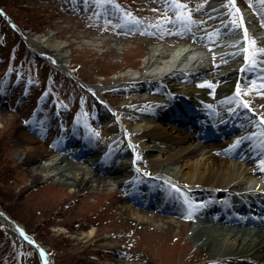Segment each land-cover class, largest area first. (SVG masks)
<instances>
[{
    "label": "rangeland",
    "instance_id": "obj_1",
    "mask_svg": "<svg viewBox=\"0 0 264 264\" xmlns=\"http://www.w3.org/2000/svg\"><path fill=\"white\" fill-rule=\"evenodd\" d=\"M5 1L0 6L10 11L11 1ZM21 1L22 6L17 5L19 11L28 4L38 7V20L32 19V23L39 31L24 28L27 35L65 42L64 67L68 65L77 79L65 71V76L57 75L63 66L51 49H46L44 56L38 54L31 62L25 59L18 69L21 74L9 71V65L3 60L10 58L15 50V60L20 62L15 43L18 38L2 22L0 208L40 240L49 252L50 264H112L117 262L116 258L131 264H214L210 260L212 255L192 242L190 224H181L177 218L173 221L175 217L166 211H180L177 206L182 203L176 195L181 196L184 190L180 185L170 183L173 190L179 186L174 192L162 187L158 192H151L137 184L131 186L136 178L133 173L124 186L114 190L107 185L76 190L69 183L34 179L29 174V165L33 161L45 163L46 159L24 156L18 133L21 129L29 131L55 154L57 150L51 145L52 135L64 136L62 130L66 134L71 131L76 137L80 135L83 142L71 143V147L89 146L102 158L100 165L113 167L121 149L128 142L137 144L138 140L133 138L140 137L141 130L134 128L131 118L143 113L148 117L151 115L148 92L139 88L148 77L150 62H146L151 57L150 46L164 45L160 58H168L184 42L207 50V44L219 38L222 29L235 37L236 29L232 25L239 23L241 26L242 20L231 13L229 0H107L104 5L101 0ZM238 1L247 8L243 12L247 22L243 23L249 31L248 40H256L257 36L264 40V31L259 33L257 30L264 27V4L259 0ZM211 3L215 7L205 15L204 9ZM174 4L183 5L175 14L171 13ZM24 7L22 11L25 13ZM19 14L23 15L21 11ZM217 18L225 20L224 28L217 29L221 25ZM233 21L236 23L232 24ZM198 38L203 43L196 41ZM18 45L21 49L19 41ZM248 48L249 54L257 52V49L264 48V41L254 47L248 45ZM206 57L204 62L212 64L213 54ZM216 57L215 60L221 59ZM52 58H56L57 63ZM224 60L228 62L230 59ZM249 60L250 63L244 61L239 93L251 103L264 99L257 94L264 89V70L259 63L253 64L251 56ZM191 77L196 79L194 83L187 80V73H179L176 81L188 86L202 84V81L207 83L210 78ZM56 81L63 86L60 92L52 86ZM99 110L108 112L111 118H106V114H100ZM33 113L35 118L39 117L40 123L35 121ZM170 119L164 121L173 123L174 120V124L186 129L181 124L182 119ZM135 146V155L139 157L136 161H143L144 169L153 170L158 166L157 162L151 161L146 150ZM60 151L64 149L60 148ZM192 157L197 159L199 155ZM70 158L74 164L92 166L90 155ZM122 197L130 200L124 203ZM137 207L144 210L156 208L157 215L137 211ZM128 211L138 213L141 221L138 222L134 215L129 218L131 213ZM152 220L161 223L157 225ZM168 224L172 226L168 227ZM90 228L95 230L92 236L86 232ZM20 235L0 217V264H40L37 250L22 244L24 241ZM235 262L241 264L239 260ZM220 264H227L226 260Z\"/></svg>",
    "mask_w": 264,
    "mask_h": 264
},
{
    "label": "bare ground",
    "instance_id": "obj_2",
    "mask_svg": "<svg viewBox=\"0 0 264 264\" xmlns=\"http://www.w3.org/2000/svg\"><path fill=\"white\" fill-rule=\"evenodd\" d=\"M234 4L231 13H237L239 18H242L241 26L236 27L235 37L228 36V33L222 37L225 30L221 31L219 38L207 44V50H201L200 47L184 42L170 53L168 58H160L164 45L150 46L151 57L146 62H150L147 70L148 77L144 78L139 88L148 92L147 98L151 103L148 110L151 115L148 117V114L143 113L131 118L134 128L141 130L140 137L133 138L135 141L138 140L137 144L128 142V145L121 149L113 167L100 165L98 152L92 148L84 151L83 146L74 150L60 151L59 146L56 145L54 149L57 152L53 154L51 149L44 146L40 138L21 129L18 135L22 154L30 159H46L45 163L33 161L29 165L30 176L34 179H50L57 184L69 183L74 185L76 190L94 189L106 185L111 190L116 187L121 188L130 179L131 173L137 178L133 179L131 186L137 184L136 186L151 192L153 190L158 192L160 187L173 190L170 183L175 182L184 188V193L181 195L183 204L179 203L177 206V209L181 208L180 211L176 209L166 211L175 217L173 221L178 219L177 221L181 224H190L192 242L196 247L210 253L213 257L210 260L214 264H220L222 260H226L227 264L229 262L235 264L238 260L241 264H264V228H262L264 224V163H262L264 162V123L261 122L264 119V99L260 101L256 99L249 103L238 96L243 61L249 55L245 52L246 47L239 46L246 41L242 36V38L239 37L240 30L245 34L244 29H246L244 23L247 19L243 13L246 11L245 6L238 0H234ZM209 8H213V3L209 4ZM236 9H239V12ZM13 19L6 12H0V27L3 22L9 30H15L16 24ZM217 22L221 24L220 28H224L222 26L224 19L217 18ZM257 30L259 33L262 32L259 28ZM262 34L264 36V33ZM247 35H249L248 30ZM256 38L257 43L264 41L261 36ZM19 40L23 49H19L17 53L21 58L31 62L30 60L36 57V52L43 55L46 49H51L57 55L60 64L65 66V42L40 36L30 38L28 35L20 36ZM196 41L203 43L200 38ZM215 41L218 42L215 43ZM208 54L214 56L212 58L214 61L210 60L211 57L209 59L213 62L212 65L204 62ZM215 54L218 55L217 57L221 56V59L215 60ZM263 57L264 53L257 52L255 60L264 62ZM225 58L230 60L227 62ZM53 59L56 61V58ZM161 59L164 60L160 61ZM179 73H187L189 76L187 80L193 83L196 79L191 76H210V78L207 83L202 81V84L192 83L187 86L183 85V82L176 81ZM67 80L73 82L70 78ZM52 86L59 92L63 87L58 81L52 83ZM257 94L264 96V89ZM154 101H156L155 104ZM245 104L248 107H244ZM176 110L178 112H175ZM238 110H243L245 117L240 114V116L235 115ZM99 113H105L106 118H111V114L106 111L99 110ZM189 114L198 118L200 122H194L192 118L181 120V124L186 129L174 124V120L173 123L164 121L165 118L180 120ZM242 126H245L244 133L239 131ZM254 126L257 127L254 131L256 133H253ZM31 131L34 132L33 129ZM212 132L219 136H215ZM132 133L130 130V135ZM208 135L214 140L212 144L205 143ZM65 136L66 139H63L65 144L81 143L79 138H73L72 133ZM53 138L54 136L51 137ZM55 140L60 138L55 137ZM237 141L240 143V151L243 153L245 148L244 151L248 153L244 157H235L232 146L238 148ZM135 145L139 150H146L151 161L157 162L158 166H155L153 170L144 169L143 161H136L138 159L135 155ZM79 151L91 156V167L74 164L71 161L70 157L77 155ZM195 155H199V158L194 159L192 156ZM176 188L174 190H177ZM122 198L124 203L128 202L129 198ZM193 198H201L203 201H195ZM202 208H207V211L214 210L213 214L218 215L212 218L211 224L199 222L201 220L196 212ZM137 209V211L157 215L154 212L156 208L144 210L137 207ZM129 214L131 215L129 218L134 215L138 222L141 221L138 213L135 215L129 212ZM0 217L10 228L21 232L27 238L24 242L28 243L29 248H33L30 241L33 239L32 243L39 253L41 264H50L48 261L50 258L46 254L42 255L43 250L46 253L49 252L36 241L37 238L35 240L31 236L30 231H26L21 222L10 217L7 211L1 208ZM152 221L157 225L161 223ZM94 231L92 228L86 230L89 236H92ZM115 261L117 262L112 264H131L118 258Z\"/></svg>",
    "mask_w": 264,
    "mask_h": 264
},
{
    "label": "trees",
    "instance_id": "obj_3",
    "mask_svg": "<svg viewBox=\"0 0 264 264\" xmlns=\"http://www.w3.org/2000/svg\"><path fill=\"white\" fill-rule=\"evenodd\" d=\"M11 1V6L10 7V11H7L4 7H3V11L6 12V14L10 15L11 17H13L14 21H15V24L20 27L21 29H24V28H32L33 31H39V30H36L34 27H33V23H32V19L33 20H38L37 16H36V10L38 7H36L35 5H30L28 4V7H24V11L25 13L22 11L23 7L20 8V11L21 13L23 14L22 16H20L19 14V10L17 8V5H20L22 6V1L21 0H9ZM14 1V2H13ZM3 2H6L5 0H0V4L3 3ZM101 3L104 5L105 3H107V0H101ZM13 8V10H12ZM14 37H17L16 34H14ZM18 38V37H17ZM57 75H62V76H65L64 72L61 71V70H58L57 72ZM67 78V77H66Z\"/></svg>",
    "mask_w": 264,
    "mask_h": 264
},
{
    "label": "snow or ice",
    "instance_id": "obj_4",
    "mask_svg": "<svg viewBox=\"0 0 264 264\" xmlns=\"http://www.w3.org/2000/svg\"><path fill=\"white\" fill-rule=\"evenodd\" d=\"M259 2L261 4H264V0H259ZM229 3L234 7L235 4H234V0H229ZM175 7H183V5H180V4H174ZM237 12H239V9H236ZM242 20V18H241ZM233 23H236L235 21H233ZM244 33H245V37L247 38V29H244ZM250 45L251 46H255L257 41L255 39H251L250 41ZM245 52H249V49H245ZM257 52L259 53H264V48H259L257 49ZM257 52H252L250 55H251V58H252V61H253V64H255L257 61L255 60V56L257 55ZM249 59V56H246L245 57V60L247 61ZM262 87H264V85H262ZM239 94V93H238ZM244 107H248L247 104L244 105ZM262 123H264V119L261 120ZM237 143H239V141H237ZM137 159H139V157H137ZM264 163V162H262Z\"/></svg>",
    "mask_w": 264,
    "mask_h": 264
}]
</instances>
